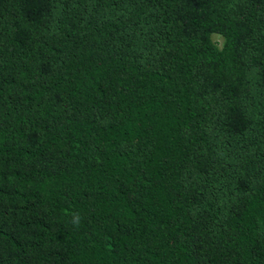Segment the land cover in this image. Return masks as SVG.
Wrapping results in <instances>:
<instances>
[{
	"label": "trees",
	"instance_id": "16d2710c",
	"mask_svg": "<svg viewBox=\"0 0 264 264\" xmlns=\"http://www.w3.org/2000/svg\"><path fill=\"white\" fill-rule=\"evenodd\" d=\"M0 264H264V0H0Z\"/></svg>",
	"mask_w": 264,
	"mask_h": 264
},
{
	"label": "rangeland",
	"instance_id": "374dc122",
	"mask_svg": "<svg viewBox=\"0 0 264 264\" xmlns=\"http://www.w3.org/2000/svg\"><path fill=\"white\" fill-rule=\"evenodd\" d=\"M217 39H219V40L221 41V38H218V37H217Z\"/></svg>",
	"mask_w": 264,
	"mask_h": 264
}]
</instances>
